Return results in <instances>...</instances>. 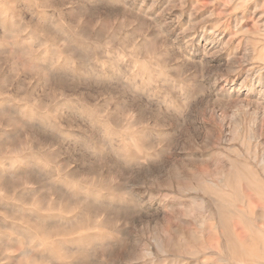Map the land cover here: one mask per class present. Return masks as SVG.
Instances as JSON below:
<instances>
[{
	"label": "rangeland",
	"instance_id": "374dc122",
	"mask_svg": "<svg viewBox=\"0 0 264 264\" xmlns=\"http://www.w3.org/2000/svg\"><path fill=\"white\" fill-rule=\"evenodd\" d=\"M0 175V264H264V0H0Z\"/></svg>",
	"mask_w": 264,
	"mask_h": 264
},
{
	"label": "bare ground",
	"instance_id": "6f19581e",
	"mask_svg": "<svg viewBox=\"0 0 264 264\" xmlns=\"http://www.w3.org/2000/svg\"><path fill=\"white\" fill-rule=\"evenodd\" d=\"M4 151H5V150H4ZM7 157H8V156H7ZM27 159H28V158H27ZM24 161H25V160H24ZM25 162H26V161H25ZM27 163H28V162H27ZM12 164H13V163H12ZM32 164H34V163H32ZM27 165H28V164H27ZM32 167H33V166H32ZM13 169H14V168H13ZM6 173H7V171H6ZM7 174H8V173H7ZM10 174H11V173H10ZM10 174H9V175H10ZM13 174H14V173H13ZM0 176H1V175H0ZM4 178H5V177H4ZM12 178H13V177H12ZM72 178H73V177H72ZM227 179H228V178H227ZM5 180H6V178H5ZM74 180H75V179H74ZM237 180H238V179H237ZM6 181H7V180H6ZM6 181H5V182H6ZM231 181H232V180H231ZM234 181H235V180H234ZM7 182H8V181H7ZM76 183H77V182H76ZM237 183H238V182H237ZM11 184H12V183H11ZM77 184H78V183H77ZM233 184H234V182H233ZM105 186H106V185H105ZM233 186H234V185H233ZM78 187H79V186H78ZM250 187H251V186H250ZM255 187H256V186H255ZM257 187H258V186H257ZM2 188H3V187H2ZM2 188H1V189H2ZM3 189H4V188H3ZM79 190H81V188H80ZM214 190H215V189H214ZM65 191H66V190H65ZM68 191H69V190H68ZM84 192H85V191H84ZM9 193H10V192H9ZM263 193H264V192H263ZM78 194H79V193H78ZM218 194H220V193H218ZM86 195H87V194H86ZM98 195H99V194H98ZM259 195H260V194H259ZM12 196H13V195H12ZM35 196H36V195H35ZM75 196H76V195H75ZM77 196H78V195H77ZM77 196H76V197H77ZM226 196H227V195H226ZM19 197H20V196H19ZM41 197H42V196H41ZM43 197H44V196H43ZM87 197H88V196H87ZM217 197H218V196H217ZM222 197H224V196H222ZM3 198H4V197H3ZM9 198H10V197H9ZM88 198H90V197H88ZM105 198H106V197H105ZM26 199H27V198H26ZM26 199H25V200H26ZM80 199H81V198H80ZM96 199H98V198H96ZM230 199H231V198H230ZM43 200H44V199H43ZM65 200H66V199H65ZM40 201H41V200H40ZM94 201H95V200H94ZM96 201H97V200H96ZM104 201H105V199H104ZM200 201H202V199H201ZM29 202H30V201H29ZM54 202H55V201H54ZM56 203H57V202H56ZM109 203H110V202H109ZM197 203H199V201H198ZM202 203H203V201H202ZM202 203H200L199 205H201ZM231 203H232V202H231ZM6 204H8V203H6ZM54 204H55V203H54ZM57 204H58V203H57ZM99 204H100V201H99ZM232 204H234V203H232ZM32 205H33V204H32ZM55 205H56V204H55ZM55 205H54V206H55ZM104 205H105V204H104ZM8 206H9V205H8ZM114 206H115V205H114ZM6 207H7V206H6ZM16 207H17V206H16ZM18 207H20V206H18ZM90 207H91V206H90ZM221 207H223V206H221ZM22 208H23V207H22ZM36 208H37V207H36ZM41 208H42V207H41ZM76 208H77V207H76ZM95 208H96V207H95ZM3 209H4V208H3ZM8 209H9V208H8ZM20 209H21V208H20ZM57 209L59 210L58 207H57ZM83 209H84V208H83ZM11 210H12V209H11ZM27 210H28V209H27ZM43 210H44V209H43ZM81 210H82V209H81ZM224 210H225V209H224ZM236 210H237V209H236ZM14 211H15V210H14ZM69 211H70V210H69ZM84 211H85V209H84ZM18 212H19V211H18ZM25 212H27V211H25ZM29 212H30V211H29ZM41 212H42V211H41ZM54 212H55V211H54ZM70 212H71V211H70ZM70 212H69V213H70ZM79 212L82 213L81 211H79ZM231 212H232V211H231ZM20 213H21V211H20ZM22 213H24L23 210H22ZM77 213H78V212H77ZM84 213H85V212H84ZM92 213H93V212H92ZM42 214H43V212H42ZM65 214H66V213H65ZM85 214H86V213H85ZM38 215L41 216L40 214H38ZM57 215H59V214H57ZM86 215H87V214H86ZM220 215H221V214H220ZM36 216H37V215H36ZM47 216H48V215H47ZM53 216H54V215H53ZM60 216H61V215H60ZM77 216H79V215H77ZM49 217H50V216H48V218H49ZM51 217H52V216H51ZM84 217H85V215H84ZM89 217H90V216H89ZM219 217L221 218V216H219ZM67 218H68V217H67ZM82 218H83V217H82ZM87 218H88V217H87ZM11 219H12V218H11ZM33 219H34V218H33ZM36 219H38V218H36ZM36 219H35V220H36ZM52 219H53V217H52ZM52 219H51V220L49 219V220L52 221ZM60 219H61V218H60ZM69 219H70V218H69ZM73 219H74V218H73ZM73 219H72V220H73ZM78 219H79V217H78ZM227 219H228V218H227ZM54 220H56V219L54 218ZM61 220L64 221V219H61ZM95 220H96V218H95ZM222 220H223V219H222ZM225 220H226V219H225ZM69 221H71V220H69ZM89 221L91 222V220H89ZM19 222H20V221H19ZM38 222H39V221H38ZM38 222H37V223H38ZM44 222H45V221H44ZM53 222H54V221H53ZM73 222H74V220H73ZM81 222H82V221H81ZM97 222H98V221H97ZM103 222H104V221H103ZM221 222H222V221H221ZM226 222H227V221H226ZM39 223H40V222H39ZM58 223H61V222H58ZM79 223H80V222H79ZM88 223H89V222H88ZM92 223H94V222H92ZM250 223H252V222H250ZM4 224H5V223H4ZM34 224H35V222H34ZM89 224H90V223H89ZM222 224H223V223H222ZM246 224H247V223H246ZM24 225H25V224H24ZM40 225H41V223H40ZM248 225H249V224H248ZM3 226H4V225H3ZM5 226H6V225H5ZM54 226H55V225H54ZM66 226H68V225H66ZM96 226H97V225H96ZM105 226H106V225H105ZM251 226H252V225H251ZM7 227H9V226H7ZM12 227H13V226H12ZM12 227H10V228H12ZM41 227H42V226H41ZM5 228H6V227H5ZM18 228H19V227H18ZM22 228H23V227H22ZM44 228H45V227H44ZM56 228H57V227H56ZM69 228H70V227H69ZM251 228L253 229V227H251ZM100 229H101V228H100ZM7 230H8V229H7ZM13 230H14V228H13ZM15 230L17 231L18 229H16V227H15ZM20 230H21V229H20ZM20 230H18V231H20ZM26 230H29V229H26V228H25V231H26ZM87 230H88V229H87ZM224 230H225V229H224ZM224 230H223V231H224ZM11 231H12V230H11ZM32 231H34V230H32ZM51 231H52V230H51ZM107 231H108V230H107ZM255 231H256V230H255ZM21 232H22V230H21ZM52 232H53V231H52ZM253 232H254V231H253ZM26 233H27V235H28L29 232H26ZM31 233H32V232H31ZM45 233H46V231H45ZM70 233H71V232H70ZM74 233H75V232H74ZM108 233H109V231H108ZM222 233H224V232H222ZM225 233H227V231H226ZM1 234H2V232H1ZM1 234H0V236L3 237V235H1ZM4 234H5V233H4ZM6 234H7V233H6ZM20 234H21V233H20ZM48 234H49V233H48ZM37 235H38V234H37ZM49 235H50V234H49ZM91 235H92V234H91ZM262 235H263V233H262ZM7 236H8V235H7ZM20 236H21V235H20ZM22 236H23V235H22ZM35 236H36V235H35ZM38 236H39V235H38ZM38 236H37V237H38ZM93 236H94V235H93ZM96 236H98V235H96ZM250 236H251V235H250ZM252 236H253V235H252ZM252 236H251V237H252ZM257 236H258V235H257ZM33 237H34V236H33ZM41 237H42V236H41ZM41 237H40V238H41ZM225 237H227V235H226ZM245 237H246V236H245ZM259 237H260V236H259ZM259 237H258V238H259ZM261 237H262V236H261ZM261 237H260V239H261ZM3 238H4V237H3ZM42 238H43V237H42ZM52 238H53V237H52ZM252 238H253V237H252ZM8 239H9V238H8ZM19 239H20V238H19ZM44 239H45V238H44ZM97 239H98V238H97ZM226 239H227V238H226ZM245 239H246V238H244V240H245ZM247 239H248V237H247ZM3 240H5V239H2V241H3ZM25 240H26V239H25ZM89 240H90V239H89ZM2 241H1V242H2ZM17 241H18V240H17ZM17 241H16V242H17ZM56 241H57V240H56ZM77 241L80 242V240H77ZM95 241H96V240H95ZM231 241H232V240H231ZM249 241H251V240H249ZM25 242H26V241H25ZM58 242H59V241H58ZM97 242H98V241H97ZM226 242H227V241H226ZM247 242H248V241H247ZM2 243H3V242H2ZM14 243H15V241H14ZM22 243H23V242H22ZM29 243L31 244V239H30V242H29ZM94 243H95V242H94ZM233 243H234V242H233ZM4 244H5V243H4ZM7 244H8V243H7ZM32 244H33V243H32ZM54 244H55V243H54ZM61 244H62V243H61ZM102 244H103V243H102ZM0 245H1V243H0ZM27 245H29V244H27ZM34 245H35V244H34ZM37 245H38V243H37ZM86 245H88V243H87ZM225 245H226V243H225ZM11 246H12V244H11ZM39 246H40V245H39ZM64 246H65V245H64ZM230 246H232V245H230ZM233 246H234V245H233ZM233 246H232V247H233ZM13 247H14V246H13ZM69 247H70V246H69ZM202 247H203V246H202ZM3 248H4V247H3ZM27 248H28V247H27ZM48 248H50V247H48ZM79 248L81 249V247H79ZM65 249H66V247H65ZM80 249H79V250H80ZM86 249H87V248H86ZM160 249H161V248H160ZM256 249H257V248H256ZM14 250H15V248H14ZM21 250H22V249H21ZM36 250H37V249H36ZM50 250H51V249H50ZM66 250H68V249H66ZM69 250H70V249H69ZM204 250H205V249H204ZM252 250H253V249H252ZM52 251H53V250H52ZM77 251H78V250H77ZM241 251H242V250H241ZM28 252H29V251H28ZM78 253H79V252H78ZM189 253H190V252H189ZM253 253H254V250H253ZM25 254H27V253H25ZM52 254H53V253H52ZM254 254H255V253H254ZM3 255H4V254H3ZM20 255H21V254H20ZM27 255H28V254H27ZM37 255H38V254H37ZM71 255H73V254H71ZM238 255H239V254H238ZM5 256H6V255H5ZM242 256H243V255H242ZM245 256H246V254H245ZM3 257H4V256H3ZM240 257H241V256H240ZM0 258H1V257H0ZM34 258H35V257H34ZM1 259H2V258H1ZM3 259H4V258H3ZM11 259H12V258H11ZM26 259H27V258H26ZM35 259H36V258H35ZM35 259H34V260H35ZM32 260H33V259H32ZM261 260H262V259H261ZM241 261H242V260H241ZM241 261H239V262H241ZM38 262H39V261H38ZM242 262H243V261H242ZM13 263H14V262H13ZM34 263H35V262H34ZM52 263H53V262H52ZM254 263H255V262H254ZM254 263H253V264H254ZM31 264H33V263L31 262ZM38 264H39V263H38ZM248 264H250V263H248Z\"/></svg>",
	"mask_w": 264,
	"mask_h": 264
}]
</instances>
